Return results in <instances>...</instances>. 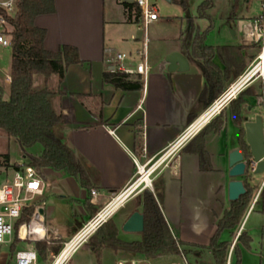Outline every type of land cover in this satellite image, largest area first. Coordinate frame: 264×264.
Returning <instances> with one entry per match:
<instances>
[{
	"label": "crops",
	"instance_id": "0c3cea01",
	"mask_svg": "<svg viewBox=\"0 0 264 264\" xmlns=\"http://www.w3.org/2000/svg\"><path fill=\"white\" fill-rule=\"evenodd\" d=\"M8 1L0 0V4ZM123 1L128 0H55V12L39 15L35 20L37 26L47 30L45 47L48 50L57 51L63 45H74L83 60V63L67 68L62 82L57 75H52L48 84L63 92L54 99V106L62 114L66 141L74 150L77 164L88 175L92 190L101 193L93 199L91 192L76 177L49 167L41 168L45 182L41 198L47 205L46 220L59 229L63 238L73 235L92 217V212L95 215L106 203L110 193L128 186L138 174V166L153 163L219 97H214V88L208 82L202 61L195 57L191 46L184 43V31L190 29L191 18L185 15L170 17V21L177 18L173 35L165 45L158 46L157 42L164 38L158 34L152 36L149 27L159 18L143 31L141 17L136 19L135 11H127ZM182 3H186V0H182ZM252 3L253 0H244L237 17L230 18L232 0H225L221 4L223 14L219 18L225 29L218 34L217 43L208 42L213 29L206 38V43L212 46H242L239 64L244 62L246 65L242 74L257 59L264 46V41H244L246 23L259 18L264 23V9L254 14ZM184 22L189 23L188 30ZM193 24L200 31L208 27L201 30ZM231 28L235 30L236 37L231 35ZM152 43H156L154 51ZM108 49L126 52L133 66L140 61L144 51L149 69L146 86L123 90L104 82L103 74L111 72L112 68V63L106 61ZM172 52H180L187 57L188 70L169 71L165 58ZM214 62L220 69L224 68L217 56ZM10 67L11 56L8 70L0 67V81L4 80L5 74L10 73ZM259 79L261 77L252 79L249 85ZM5 84L8 90L10 84ZM1 86L5 93L6 86ZM245 106L243 117L247 114L246 109L250 110V106H246V109ZM221 112L224 115L222 128L219 131L210 130L204 138L210 158L205 170L200 168V158L194 151V136L168 159L154 178L153 192L172 235L191 246H207L210 243L219 219L231 202L228 199V183L231 180L228 175V156L233 149L240 147L239 129L230 118L229 104ZM229 122L237 130L234 136L229 134ZM136 131L139 132L138 137ZM22 154L23 159L19 162L13 161L7 154L9 164L0 167V176H12L14 164L29 165L23 150ZM88 204L91 205L89 209ZM124 205L111 217L118 228V237L120 225L125 223L131 213L136 210L141 212L134 208L116 221L114 217ZM254 212L264 215L256 208V204L252 206L251 203L233 236L242 232L250 235L252 243L251 248L246 249L248 251L253 248L257 224L248 226L247 219ZM69 220L71 223L63 224ZM233 237L228 231L222 234L225 240H232Z\"/></svg>",
	"mask_w": 264,
	"mask_h": 264
},
{
	"label": "trees",
	"instance_id": "16d2710c",
	"mask_svg": "<svg viewBox=\"0 0 264 264\" xmlns=\"http://www.w3.org/2000/svg\"><path fill=\"white\" fill-rule=\"evenodd\" d=\"M216 0H203L197 7V18L209 21L204 31L195 28L191 21L188 31H184L185 45L191 46L195 57L202 61L208 82L214 88V97L220 96L236 78L242 74L246 65L239 64L242 59V46H212L206 43L208 33L214 28L215 19L210 10L215 6ZM244 0H232L230 18L237 17L243 7ZM127 11L134 10L136 19L141 17V9L134 2L123 1ZM56 10L55 0H16L14 15H8L0 8V15L11 25L9 32L11 40V83L9 96L5 98L4 88L0 85V129L9 137L15 138L20 144L28 164L41 168L49 167L56 171L65 172L76 177L80 184L89 192L92 184L85 170L76 162L73 148L66 141L65 124L62 114L54 106V99L63 92L49 86V79L57 75L59 81L65 78L66 70L70 65L81 64L76 46L66 44L57 51L45 47L47 30L36 25L35 20L39 15L52 14ZM218 57L224 65L220 69L214 62ZM43 77L42 84H34L35 76ZM106 83L113 84L123 90H135L140 86L139 81L129 79L127 74L119 72H106L103 74ZM264 97V83L258 87L253 85L242 90L236 98L229 103V115L232 122L239 129V143L245 157L251 156L250 147L245 140L243 106L248 103L249 97ZM224 124V115L215 117L210 123L194 137V151L200 158V168L205 170L209 163V154L205 149L204 138L210 130L219 131ZM136 137L139 132H135ZM40 144L41 152L35 154L33 147ZM9 164V156L0 153V167ZM15 169L19 165H13ZM247 192L239 200L231 201L225 209L223 216L217 223V229L207 246L187 245L175 238L166 222L155 195L148 189L143 190L141 200V213L144 215V230L140 240L125 241L118 237V228L110 218L101 226L92 237L96 240L94 249L100 254L102 248L112 247L116 250L127 251L131 254H140L143 257L153 258L164 255H178L179 246L187 255H192L195 264H226L232 240L222 239L226 231L230 236L235 235V230L241 225L246 212L257 192V188L250 184L251 176L243 178ZM260 212L264 213V188L257 203ZM91 205L88 204V209ZM32 208L19 219L18 223L27 221ZM94 212L91 213L93 216ZM20 243L17 237L10 246V254L14 253ZM252 238L246 232L239 235L233 249L231 264H241V248H251ZM63 243L55 241L53 245L46 242H37L36 247L41 261L47 259L49 251L59 252ZM188 248H187V247ZM207 251L211 262L202 260L203 253ZM236 258V260H234Z\"/></svg>",
	"mask_w": 264,
	"mask_h": 264
},
{
	"label": "built area",
	"instance_id": "2783aa9c",
	"mask_svg": "<svg viewBox=\"0 0 264 264\" xmlns=\"http://www.w3.org/2000/svg\"><path fill=\"white\" fill-rule=\"evenodd\" d=\"M141 9V28L146 31L148 25L159 18L157 6L151 4L150 0H132ZM262 7L264 8V0L262 1ZM0 8L3 9L8 15H14L16 11V0H10L0 4ZM11 25L8 21L0 15V44L3 47H10L11 40L9 32L11 31ZM244 41L249 43L264 41V23L261 18L254 20L252 23H246L244 25ZM264 51V46L261 52ZM108 57L106 61L112 63L111 72H119L127 74L131 79L139 81L140 85L146 86V79L148 74L147 56L144 51L141 53V59L134 66L132 60L126 52L115 51L112 49L107 50ZM260 54L256 59V63L253 67L259 64ZM252 67V68H253ZM251 68V69H252ZM250 70H246L239 76L237 80L229 85L223 94H221L214 102L206 109L202 115H200L175 141H173L160 155L150 164V162L142 165L148 169L154 168L152 174L158 166L163 164L167 159L176 155L178 151L196 134H198L203 127L211 121L213 117L220 114L221 111L234 99L237 95L244 90L252 79H248L238 89L236 94L232 97L225 99L228 90L231 86L243 80ZM261 77L264 83V74L257 75ZM11 74L4 75V82L11 83ZM260 104L264 107V97L260 96ZM224 100V101H223ZM217 101H223V104L211 115L209 121L201 128H196L195 124L203 118L204 115L212 112ZM259 161L264 162V155ZM259 161H255L252 154L249 157H245L246 162V174L253 176L258 168ZM140 167L138 166V175L140 174ZM260 174L263 175L261 184L258 188L257 194L253 199L252 206L257 203L259 195L264 188V170ZM139 176L135 178L128 186L118 192H113L108 195L106 203L93 215L90 219L83 223V225L68 239L65 240L61 235L59 229L49 223L46 220V202L41 198L44 194V178L41 171L31 165H22L18 169H15L11 177H6L2 182L0 181V249L3 244H11L15 237L19 239L21 243H25L21 249H18L15 254V259L12 264H67L70 262L73 253L86 242L101 226H103L112 215L125 204V202L139 194L145 189L153 190V179L151 178L150 187L140 184L135 185ZM140 189H139V188ZM139 189V190H137ZM92 198L95 199L101 193L95 189L91 190ZM123 197V198H121ZM121 198V199H120ZM32 208V212L27 221L18 223L19 219L26 213L28 209ZM25 227V234H22V228ZM6 236L9 239L6 240ZM239 233L232 241L226 264H231L233 249L237 243ZM55 241L63 243L59 252L50 254V262L46 263L40 260L39 253L36 247L37 242H46L48 245H52ZM71 247H69V245ZM66 250V252H65ZM179 262H173L169 264H192L187 255L179 246ZM0 259L3 256L0 254ZM114 264H139L134 258L119 259Z\"/></svg>",
	"mask_w": 264,
	"mask_h": 264
},
{
	"label": "rangeland",
	"instance_id": "374dc122",
	"mask_svg": "<svg viewBox=\"0 0 264 264\" xmlns=\"http://www.w3.org/2000/svg\"><path fill=\"white\" fill-rule=\"evenodd\" d=\"M202 1L203 0H186V3L183 4L182 0H150L151 4H154L158 7V11H159L158 12L159 19L155 21L149 27L150 33L152 36L154 34H158L160 35V37L164 38L162 41L157 42V45L158 46H163V44L165 45L168 42V40L171 38V36L173 35V31L175 30V25H176L175 22L177 21V18H173V20L170 21L169 20L170 17H173V16L175 17L177 15H180V16L185 15L187 17H190L191 20L197 26L200 27L201 30L205 29L208 26V21L204 19H197V7ZM224 1L225 0H216L215 6L210 10V13L214 17L217 18L215 20L216 21L215 26L208 39V42L210 43H217L216 40H217L218 34L221 32L222 29H225L224 28L225 26L219 20L220 16L223 14L221 4H223ZM263 9L264 8L262 7L260 0H253L252 10L254 14L261 13ZM184 10L186 14L184 13ZM184 26H186L188 30L189 23L184 22ZM151 46H152V50L154 51V48L156 47V43H152ZM260 53H261V50L259 51V54ZM10 56H11L10 48L3 47L0 45V67L2 69L8 70ZM256 62H257L256 60L253 61L252 65L248 67L247 71L251 70V68ZM42 79L43 77L41 75H36L34 84L36 86H40L42 84ZM261 81L262 79H259L258 81L251 83L249 86L253 85V87H258V85H261ZM0 83L1 85L6 86L4 95H5V98H8L9 89L7 90V85L3 81H0ZM259 97L260 96L252 97L248 99V103L246 104V106H250V110L246 109V106H245V109L247 110V114L244 116V118H247L248 120H254L256 115H261L262 120H263V128H264V107L263 105L260 104ZM228 129H229L230 135L231 134H233V136L236 135L237 130L234 126H232L231 122L228 123ZM41 149H42V146L38 144L35 147H33L32 151L39 152V150ZM0 152L2 154H9L12 160L16 162L22 161L23 159L21 146L18 143V141L13 137H9L6 134V132L2 129H0ZM167 161L168 159L162 164L161 167H159L151 175V178L153 179V186H154L155 176L157 175L158 171L163 166H165ZM4 166L6 167L5 162H4ZM138 176L139 175L137 174L135 178H137ZM262 178H263L262 174H255L251 176L250 184L252 186H255L257 188V191L261 184ZM4 180H5V177L0 176V181L3 182ZM149 191H151L154 194L153 190H149ZM142 194H143V191L137 194L136 198H131L126 203V205H124V207L121 210H119V212L115 215L114 219L116 221H119L124 215V213L134 208L141 210L140 205H141V200H142ZM256 194L257 192L255 193V196ZM256 208L259 209L260 205L256 204ZM247 221H248L247 223L248 226H252L254 223H256L257 229H255V242L253 243L252 250L248 251L244 247L241 248V264H264V215L263 214L260 215L257 212H254L250 217H248ZM69 223H71L70 220L67 222L66 221L63 222L64 225H67ZM78 228L79 227H75V229H78ZM71 236L72 235L64 237V239L68 240ZM119 237L125 241L140 240L141 233L124 231L123 225H120ZM5 238L6 240L9 239L8 236H6ZM234 238L235 237L232 238V241L234 240ZM95 240L96 239L91 236L86 242H84L81 246H79L78 249L73 253L70 262L67 264H114L119 259H130V258L136 259L137 261H139V264H169V263L180 261L179 255H164V256H157L153 258H147L141 255H132L123 250H116L112 247L102 248L99 254L94 249L96 245ZM23 246H25V243H21V242L18 243L17 249L14 251V253L10 254V245L3 244L0 249V254L1 256H3V259H0V264H12L14 262L15 254L17 250L21 249ZM51 252L53 251H49V253L47 254V259L45 260L46 263L50 262ZM187 257L192 264H195L194 258L192 257V255L187 254ZM211 259L212 258L210 254L206 251L202 257V260L209 263L211 262ZM234 260H236V258H234Z\"/></svg>",
	"mask_w": 264,
	"mask_h": 264
},
{
	"label": "water",
	"instance_id": "95a60500",
	"mask_svg": "<svg viewBox=\"0 0 264 264\" xmlns=\"http://www.w3.org/2000/svg\"><path fill=\"white\" fill-rule=\"evenodd\" d=\"M132 1V0H128ZM231 35L235 36V30L230 29ZM169 64V71H186L189 69L187 57L180 52H172L165 58ZM245 140L250 147L251 154L255 161H259L264 155V128L261 115H256L254 120H248L244 123ZM229 171L231 180L228 183V199L237 201L247 192L246 184L243 178L246 174L245 155L240 147L233 149L228 156ZM264 170V162L259 161L255 174H260ZM123 230L127 232L142 233L144 230V215L140 211H134L123 224Z\"/></svg>",
	"mask_w": 264,
	"mask_h": 264
},
{
	"label": "bare ground",
	"instance_id": "6f19581e",
	"mask_svg": "<svg viewBox=\"0 0 264 264\" xmlns=\"http://www.w3.org/2000/svg\"><path fill=\"white\" fill-rule=\"evenodd\" d=\"M259 64L255 67H253L246 75V77L241 80L238 81L236 83H234L231 88L228 90V93L226 94V97H224L225 99H228L230 97H232L234 94H236V92L238 91V89L243 85V83H245L246 80L253 79L255 76L257 75H263L264 74V51H262L260 53V58H259ZM223 100V101H224ZM223 101H217V103L215 104L213 110L211 113L206 114L203 116V118H201L197 124H195L196 128H201L204 124H206L211 115L214 114V112H217V110L220 108V106L223 104ZM154 170V168L148 169L147 167L141 166L140 167V174H139V178L137 180V182L135 183L134 186L139 185V187H141L142 185H147L150 187V182H151V175H152V171ZM138 187V188H139ZM123 198V197H121ZM120 198V199H121ZM22 234H25V227L22 228ZM72 244L69 245V247H71ZM66 252V250H65Z\"/></svg>",
	"mask_w": 264,
	"mask_h": 264
}]
</instances>
